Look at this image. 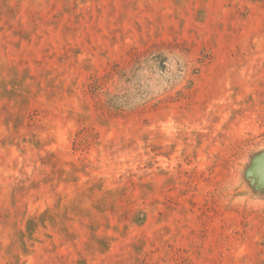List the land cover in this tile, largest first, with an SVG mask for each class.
Returning a JSON list of instances; mask_svg holds the SVG:
<instances>
[{"label":"rangeland","instance_id":"rangeland-1","mask_svg":"<svg viewBox=\"0 0 264 264\" xmlns=\"http://www.w3.org/2000/svg\"><path fill=\"white\" fill-rule=\"evenodd\" d=\"M0 264H264V0H0Z\"/></svg>","mask_w":264,"mask_h":264},{"label":"trees","instance_id":"trees-1","mask_svg":"<svg viewBox=\"0 0 264 264\" xmlns=\"http://www.w3.org/2000/svg\"><path fill=\"white\" fill-rule=\"evenodd\" d=\"M97 85H98V84H97ZM95 87H96V86H95ZM97 88H100V85H98V87H96V89H97ZM112 100H113V99H110L109 102L111 103ZM110 103H109V104H110Z\"/></svg>","mask_w":264,"mask_h":264}]
</instances>
